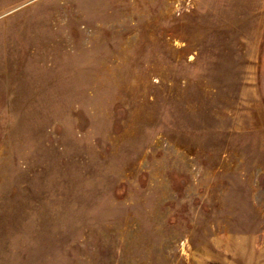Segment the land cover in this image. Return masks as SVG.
<instances>
[{"label":"rangeland","instance_id":"rangeland-1","mask_svg":"<svg viewBox=\"0 0 264 264\" xmlns=\"http://www.w3.org/2000/svg\"><path fill=\"white\" fill-rule=\"evenodd\" d=\"M0 264H264V0H0Z\"/></svg>","mask_w":264,"mask_h":264}]
</instances>
